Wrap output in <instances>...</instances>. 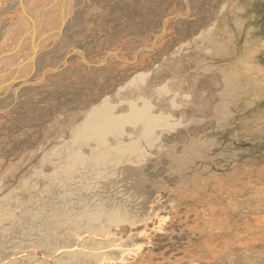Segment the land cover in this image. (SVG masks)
Instances as JSON below:
<instances>
[{
    "label": "rangeland",
    "instance_id": "374dc122",
    "mask_svg": "<svg viewBox=\"0 0 264 264\" xmlns=\"http://www.w3.org/2000/svg\"><path fill=\"white\" fill-rule=\"evenodd\" d=\"M30 2L51 34L0 93V264H261L241 165L264 164V0H72L67 22ZM226 8L259 40L229 71L189 43ZM26 19L0 0V62L29 58Z\"/></svg>",
    "mask_w": 264,
    "mask_h": 264
},
{
    "label": "crops",
    "instance_id": "0c3cea01",
    "mask_svg": "<svg viewBox=\"0 0 264 264\" xmlns=\"http://www.w3.org/2000/svg\"><path fill=\"white\" fill-rule=\"evenodd\" d=\"M251 1L253 2V0H247V2H251ZM248 8L250 9V7ZM246 12L247 10L243 11V13H246ZM234 13H235L234 11H231V14H230L229 8L224 9L223 11H221L219 16L217 17V20H215L214 18V20L209 23V26H207L205 30L201 31L198 35L195 36V38H192L191 40H189L190 41L189 43L191 44V51L194 50L195 48L196 53L198 54L196 55L197 57L201 58L203 56L208 55L211 58V62L221 64L220 67L226 69V71L227 70L229 71L230 67L233 65L229 63L228 59L230 56H233L234 51L236 49L246 50V47L247 48L252 47L253 42L250 43L248 42V40L257 38V31L253 27L249 28L245 20L242 21L241 19L239 20L235 18L237 20V23L235 24L234 29L230 28V24H231L230 17L233 16ZM237 14L240 15L241 13L237 11ZM243 41L246 43L242 46L240 44ZM258 41L259 40L257 38L255 40V43ZM255 43H254L255 48L250 49L253 52L256 51L258 48V46ZM245 50L241 51L240 55L243 54ZM247 50L249 51V49ZM207 51L208 52L211 51L212 53L211 54L207 53ZM223 58L225 59V61ZM232 61H234V59ZM235 63L236 62L234 61V66L239 65V62H237L236 65ZM176 66H177L176 68H178L180 64ZM204 67H207V65L203 66V68ZM176 70L180 72L178 69ZM233 71H235L234 68H233ZM250 163L251 164H248L247 166H245V168L248 169L250 167H253L255 169L253 176L256 178L264 179L263 178L264 177V164L257 165L258 161L256 160V158ZM245 176L251 177L248 172H246ZM259 188H264V184H262ZM255 191H258V190L255 189L254 192ZM258 193L262 194L263 192L258 191ZM255 229H256V232L257 231L264 232V223H262L260 227L254 228L251 230L255 231Z\"/></svg>",
    "mask_w": 264,
    "mask_h": 264
},
{
    "label": "bare ground",
    "instance_id": "6f19581e",
    "mask_svg": "<svg viewBox=\"0 0 264 264\" xmlns=\"http://www.w3.org/2000/svg\"><path fill=\"white\" fill-rule=\"evenodd\" d=\"M71 1L72 0H31V2L29 3V10H31L32 8H34L35 7V5H36V7H38V9L39 8H41L42 9V7H44V6H46V5H48V6H52L53 5V7H52V11L54 12L52 15H55V16H60V18H65V17H67V14H68V12H71L72 10V6H71ZM76 1V0H75ZM31 7V8H30ZM35 9V8H34ZM56 9H60L59 11H56ZM37 10V9H36ZM40 10V9H39ZM51 11V12H52ZM40 12H41V10H40ZM33 13H34V10H33ZM71 14V13H70ZM34 15H35V13H34ZM55 16H53V17H55ZM50 18V17H49ZM48 18V19H49ZM65 20V19H64ZM48 21V20H47ZM43 22V21H42ZM64 23V22H63ZM39 25V24H38ZM46 26V25H45ZM50 26H52V25H50ZM63 26V25H62ZM53 34V33H52ZM51 38H53V35H51L50 36ZM137 38V37H136ZM16 55V54H15ZM14 57V56H13ZM17 57V56H16ZM21 57V56H20ZM8 58V57H7ZM1 59V58H0ZM17 59V58H16ZM16 59H8V60H4V61H1L0 62V78H3V79H6V78H13V77H16V73L17 72H20V73H23L24 72V70H25V67L27 66V65H29L31 62H27V61H32V59H31V55L29 54V58L26 60V61H24V60H20V59H18V60H20L21 62H19L18 64H19V66H17V67H14V65L16 66ZM25 62H27V63H25ZM25 63V64H24ZM35 64V63H34ZM205 64V63H204ZM10 67H12V69L10 70L9 68ZM28 67V66H27ZM32 67H33V64L31 63V65H30V68H29V70L28 71H26V72H28L27 73V75L28 76H30V75H32V73H31V69H32ZM18 68H20L19 70H18ZM83 68V67H82ZM53 70V69H52ZM11 71V72H10ZM10 72V73H9ZM19 73V74H20ZM31 73V74H30ZM21 75V74H20ZM93 75V74H92ZM18 77H16L15 79H17ZM132 79V78H131ZM18 80V79H17ZM66 99V98H65ZM64 99V100H65ZM111 102V104H112V102L113 101H110ZM106 104H104V106H105ZM142 105H144V104H142ZM97 106V105H96ZM103 106V105H102ZM133 106V105H132ZM106 107V106H105ZM104 107V108H105ZM133 107H136V106H133ZM107 108V107H106ZM137 108V107H136ZM143 107H141V109H142ZM148 108V107H147ZM146 108V109H147ZM109 109V108H108ZM111 109V108H110ZM145 109V108H144ZM103 110V109H102ZM113 110V109H112ZM137 110V109H136ZM135 110V111H136ZM100 112H101V108H100V110H99ZM115 111V110H114ZM133 111V110H132ZM99 112V113H100ZM130 112V111H129ZM134 112V111H133ZM133 112H130L131 114L133 113ZM137 113H139L138 112V110L136 111ZM145 112H147L146 110H145ZM98 113V112H97ZM136 113V114H137ZM141 113H143L142 112V110H141ZM95 114V113H94ZM101 115H102V113H100ZM104 114H106V113H104ZM146 114V113H145ZM109 115V114H108ZM103 116V115H102ZM110 116V115H109ZM143 116H144V114H143ZM146 116V115H145ZM92 118H93V116H92ZM105 118V117H104ZM112 118H113V116H112ZM134 118V117H133ZM136 118V117H135ZM198 118V117H197ZM139 119H140V121H142L141 119H142V117H139ZM138 119V120H139ZM153 119H155V118H153ZM145 120V122H147L146 121V119H144ZM143 120V121H144ZM158 121V120H157ZM160 121V120H159ZM87 122V121H86ZM145 122H141V123H145ZM149 122V123H148ZM148 124H150L151 122H150V120H149V118H148ZM153 122V121H152ZM167 122V121H166ZM165 122V123H166ZM156 123V122H155ZM158 123V122H157ZM164 123V122H163ZM115 124V123H114ZM153 124H154V122H153ZM168 124V123H167ZM141 125V124H140ZM139 125V126H140ZM143 125V124H142ZM214 125V124H213ZM85 126V125H84ZM83 126V127H84ZM146 126V125H145ZM144 126V127H145ZM149 126V125H148ZM154 126V125H153ZM152 126V127H153ZM169 126V125H168ZM143 127V128H144ZM110 128V127H109ZM113 128V127H112ZM116 128V127H115ZM112 130V129H111ZM115 131H116V129H114ZM119 130V129H118ZM253 131V130H252ZM114 132V131H113ZM120 132V131H119ZM115 133V132H114ZM163 133V132H162ZM119 134V133H118ZM113 138H114V136H113ZM116 138V137H115ZM119 140V139H118ZM119 142V141H118ZM98 145V144H97ZM107 145V144H106ZM170 145V144H169ZM104 146V145H103ZM159 148V147H158ZM163 148V147H162ZM168 149V148H167ZM171 149V148H170ZM173 151V150H172ZM164 152H165V150H164ZM160 153V152H159ZM247 184H248V182H247ZM231 188V187H230ZM232 189V188H231ZM243 189V188H242ZM245 193H247V192H245ZM253 193V192H252ZM243 197V196H242ZM232 200V199H231ZM253 201V200H252ZM246 203V202H245ZM246 207V206H245ZM253 209H254V207H253ZM248 211V210H247ZM251 220V219H250ZM249 220V221H250ZM254 220V219H253ZM262 222H264V221H262ZM250 224V223H249ZM238 225V224H237ZM241 225V224H240ZM256 226V225H255ZM243 227V226H242ZM240 229V228H239ZM241 230V229H240ZM253 238V237H252ZM257 238V237H256ZM252 243V242H251ZM257 245V244H256Z\"/></svg>",
    "mask_w": 264,
    "mask_h": 264
},
{
    "label": "water",
    "instance_id": "95a60500",
    "mask_svg": "<svg viewBox=\"0 0 264 264\" xmlns=\"http://www.w3.org/2000/svg\"><path fill=\"white\" fill-rule=\"evenodd\" d=\"M20 2H21L22 12L25 15V19H26L27 13L25 12V4L27 2H29V0H20ZM26 20L28 21V27H27V30H26L27 31L26 32L27 33V36L25 35V37H23L21 43H24L26 37H29L30 38V42H31L30 43V50H31L30 51V55H31L32 61H27V62L33 63V62H35V58L38 55L39 50H41L43 48L44 44L47 43V41L45 42V40L47 38H49V35L51 33H50V31H48V32H46L44 34L42 33L39 36L38 33H37V28L35 27V24H36L35 17L33 18V16L31 15ZM65 21L67 22L68 20L65 19L64 22ZM63 25H65V23ZM19 48L20 47H18L17 49H19ZM27 62H25V63H27ZM33 66H34V64H33ZM9 69L11 70L12 68L10 67ZM2 79L3 78H0V93L6 91V89L9 86L17 83L20 80V79H18V80L17 79H12V80H8V81L1 82ZM21 80L24 81L25 79L22 78Z\"/></svg>",
    "mask_w": 264,
    "mask_h": 264
},
{
    "label": "flooded vegetation",
    "instance_id": "af4514ba",
    "mask_svg": "<svg viewBox=\"0 0 264 264\" xmlns=\"http://www.w3.org/2000/svg\"><path fill=\"white\" fill-rule=\"evenodd\" d=\"M260 97H261V96H260ZM254 103H255V104L253 105V109H254V106H255V109H257L256 111H260V113H261V111H264V107H261L260 110L258 109L261 105L263 106V104H264V98L261 99V100L258 99V101H257V102L254 101ZM256 104H257V105H256ZM255 109H254V110H255ZM253 136L256 137L255 134H254ZM248 145H251V151H252V148H253L254 150H256V151H257V150H258V151L260 150V149H259L260 147H259L258 145L250 144V143H245V144H244L245 149L247 148L246 146H248ZM259 155H262V153H259ZM254 156H258V155H256V154L254 153V154L250 155L249 157H254ZM238 161L240 162V160H238ZM238 161H237V162H238ZM252 161H253V160H249V159H248V160H247V163H248V164H251L250 162H252ZM239 162H238V163H239ZM248 164H243V165H241V166L244 168L243 171H244L245 173L248 172V170H249V168H248V169L245 168V166H247ZM255 178H256V177H255ZM263 251H264V250H263ZM261 264H264V261H262Z\"/></svg>",
    "mask_w": 264,
    "mask_h": 264
}]
</instances>
